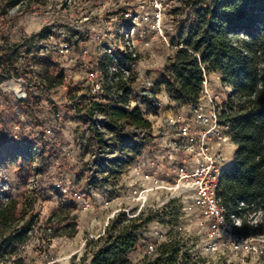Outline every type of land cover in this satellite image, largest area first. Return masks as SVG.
<instances>
[{"label":"built area","instance_id":"built-area-1","mask_svg":"<svg viewBox=\"0 0 264 264\" xmlns=\"http://www.w3.org/2000/svg\"><path fill=\"white\" fill-rule=\"evenodd\" d=\"M94 2L95 6L83 15V20L95 21L98 25L90 35L85 34L89 40L83 38L77 46L64 35L60 41L51 44L54 36L50 33L43 39L48 53H38L39 59L48 58L55 62L53 54L66 58L76 53L83 60L73 68V73L67 75L65 72L61 84L48 87V81L42 76L38 83L44 87L48 110L57 120L77 118L84 130L97 139L94 159L99 149L108 154L106 163L101 158L97 162L102 174L97 173L88 179L98 183L97 189L101 186L100 192L93 193V196L100 197L105 207L112 205L114 198L133 199L136 206L114 209L109 217L123 214L129 221L145 212L147 202L155 192H170L171 197L174 194L178 197L184 214L190 216L193 226L203 235L205 253L264 255V233L238 234L236 228L242 225V218L229 213L222 202L221 183L227 165L217 147L232 140L230 127L222 124V111L211 96L206 76L202 95L210 99L208 111H204L199 102L189 105L190 113H185L173 104L165 105L158 96L155 83L146 79L143 70L137 68L143 53L155 45H171L168 20L176 19L179 14L188 18L197 7L191 0ZM12 78L0 83L2 90L14 92L17 108L27 105L33 111L36 105L30 102L32 98L26 84ZM10 81L18 84L20 92L5 86ZM58 88L69 91V94L65 93L61 99L55 97L54 91ZM116 107L130 112L137 109L151 125L138 126L127 119L114 121ZM16 110L18 120L7 131V136L14 139L26 130L33 138L30 159L38 163L45 158L46 150L55 148L54 127L41 124V131L36 132L34 114L24 115L22 110ZM159 113L164 116L160 125L162 131L156 133L148 117ZM56 164L61 161L58 159ZM131 167L141 174L144 183L124 189L120 179ZM65 182L57 178L55 186L64 196L70 195L76 209H88L92 204V192L81 186L71 189ZM255 215L253 223L257 224L262 212H255ZM181 230L183 226L172 231L179 235ZM155 232L157 237L147 242L149 261L160 257V245L174 241L162 239L166 236L162 229ZM192 263L206 264L181 256L172 264Z\"/></svg>","mask_w":264,"mask_h":264},{"label":"rangeland","instance_id":"rangeland-1","mask_svg":"<svg viewBox=\"0 0 264 264\" xmlns=\"http://www.w3.org/2000/svg\"><path fill=\"white\" fill-rule=\"evenodd\" d=\"M206 1L210 3V0ZM92 6H95L94 0H25L15 5H10L8 0H0V69H10L14 77L12 79L25 83L33 96L30 102L36 105L33 111L27 105L17 108L14 92H4L0 86V204L12 198L18 200L22 210L20 225L30 220L34 223L27 242L18 245V250L12 257H3L0 264H19L17 259H23L24 264H82L83 258H91L98 247L96 241L106 233L110 222L118 217L109 218L113 210L122 206H136L133 199L121 196L114 198L112 205L105 207L100 197L93 196V193L100 192L101 186L97 189L98 183L88 179L97 173L102 174L97 162L100 158L103 161L108 159V154L99 149L94 159L97 139L84 130L77 118L57 120L52 111L48 110L44 87L38 83L41 80L39 54L47 52L44 37L52 33L54 39L51 44H54L66 35L77 46L81 39L89 40L85 34L90 35L98 25L95 21L83 20V15ZM195 6L197 8L188 18L179 14L177 20H168L170 46L155 45L143 53L137 62V68L143 70L144 77L155 83L158 96L165 105L173 104L177 110L185 113H190V106L173 101L171 89L160 84V81L162 74L169 73L177 50L191 36L195 11L202 3ZM53 57L56 62L50 59L51 72L61 77H64L65 72L67 75L73 73V68L79 61H83L76 53L66 58L54 54ZM206 78L211 96L216 99L215 103L220 111H223L231 86L223 82L222 74L218 71L207 73ZM5 86L20 92L15 81H10ZM65 93L69 94V91L63 92L58 88L54 91V96L61 99ZM200 102L203 110L208 111L210 99L202 95ZM16 109L22 110L24 115L34 114L38 123L36 132L41 131V124L54 127L55 148L46 150L45 158L38 163H33L30 159L33 138L26 130L14 139L7 136V131L18 120ZM163 117L160 113L148 117L156 133L162 131L160 125ZM233 143L217 147V152L223 156L227 166L235 158L237 145ZM58 159L61 161L59 165L56 164ZM57 178L66 181L71 189L76 186L88 188L92 192L91 206L88 209H76L70 195L64 196L55 186ZM120 183L126 189L143 184L144 180L131 167L123 174ZM171 195L170 192L158 191L150 196L147 208L140 218H150L151 221L139 231L138 244L129 253V258L134 263L140 264L148 258L147 242L157 237L156 229H162L167 236L162 239L175 240L180 249L179 256L183 258L188 257L206 264H264V255L205 253L202 248L203 235L193 226L190 216L184 214L178 197ZM248 217L254 222L255 212L248 214ZM178 226H183V230L175 235L172 230Z\"/></svg>","mask_w":264,"mask_h":264},{"label":"trees","instance_id":"trees-1","mask_svg":"<svg viewBox=\"0 0 264 264\" xmlns=\"http://www.w3.org/2000/svg\"><path fill=\"white\" fill-rule=\"evenodd\" d=\"M191 1L194 5L202 3L195 11L191 36L177 50L170 71L162 74L160 84L171 89L173 101L185 105L200 102L209 72H220L223 82L231 86L221 120L230 127L229 134L237 149L233 163L224 170L222 202L229 213L242 218V225L236 228L238 234L264 233V0ZM1 61L0 57V65ZM38 63L48 87L63 82V77L51 72L50 59L40 58ZM12 77L10 69H0V83ZM117 119H127L138 126L151 125L137 109L130 112L116 107L113 120ZM258 211L262 216L255 224L248 214ZM21 212L16 199L0 204V262L3 257L16 254L18 245L29 238L34 223L30 220L20 225ZM150 221L140 217L127 221L120 214L96 241L98 247L91 258H83L82 264H137L129 253L138 244L139 231ZM159 252L157 259L145 258L142 263L172 264L180 249L174 240L161 245ZM17 261L24 264L23 259Z\"/></svg>","mask_w":264,"mask_h":264},{"label":"crops","instance_id":"crops-1","mask_svg":"<svg viewBox=\"0 0 264 264\" xmlns=\"http://www.w3.org/2000/svg\"><path fill=\"white\" fill-rule=\"evenodd\" d=\"M235 147H236V146H235ZM232 163H233V162H231L228 166H230ZM228 166H227V167H228Z\"/></svg>","mask_w":264,"mask_h":264},{"label":"bare ground","instance_id":"bare-ground-1","mask_svg":"<svg viewBox=\"0 0 264 264\" xmlns=\"http://www.w3.org/2000/svg\"><path fill=\"white\" fill-rule=\"evenodd\" d=\"M231 143V142H230Z\"/></svg>","mask_w":264,"mask_h":264}]
</instances>
